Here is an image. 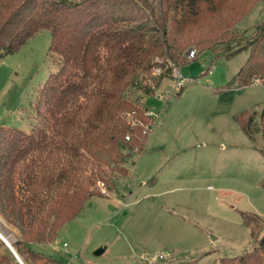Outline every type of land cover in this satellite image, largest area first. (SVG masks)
<instances>
[{
  "label": "trees",
  "instance_id": "16d2710c",
  "mask_svg": "<svg viewBox=\"0 0 264 264\" xmlns=\"http://www.w3.org/2000/svg\"><path fill=\"white\" fill-rule=\"evenodd\" d=\"M256 1L0 0V59L47 31L58 64L37 91L31 131L0 128V217L23 264H58L31 247L50 245L92 198L116 190L153 124L135 94L154 95L186 51L191 60L220 46L227 59L248 51L235 79L240 87L264 79V26L250 39L231 32ZM254 117L241 124L250 139ZM260 125L264 137V113ZM246 215L252 249L218 264H264V233ZM0 264H18L1 239Z\"/></svg>",
  "mask_w": 264,
  "mask_h": 264
},
{
  "label": "rangeland",
  "instance_id": "374dc122",
  "mask_svg": "<svg viewBox=\"0 0 264 264\" xmlns=\"http://www.w3.org/2000/svg\"><path fill=\"white\" fill-rule=\"evenodd\" d=\"M263 26L264 0H258L231 32L250 39ZM49 42V33L40 32L0 59V128L28 134L37 123V91L58 65ZM220 48L179 66L187 80L180 93L172 95L170 78L151 97L135 94L153 124L142 152L125 164L127 175L116 177L113 193L83 206L50 245L31 248L58 264H218L252 249L242 214L261 236L264 86L240 87L235 77L248 51L227 59ZM166 91L168 99L158 98ZM248 112L255 113L251 139L242 130ZM0 233L11 245L17 239L1 217Z\"/></svg>",
  "mask_w": 264,
  "mask_h": 264
},
{
  "label": "built area",
  "instance_id": "2783aa9c",
  "mask_svg": "<svg viewBox=\"0 0 264 264\" xmlns=\"http://www.w3.org/2000/svg\"><path fill=\"white\" fill-rule=\"evenodd\" d=\"M185 57L188 60L193 59L195 57L194 50H191L190 49V50L186 51ZM155 74L156 75H160L161 74V71L160 70H155ZM172 78H173V81H174V89H173V93H172V95H173V94H176V93H178L180 91V89L186 84L187 80L184 79L181 76V74L179 72V67L178 66L177 67H172ZM251 84H253V86H260V87L261 86H264V79L254 78L252 80ZM165 94L166 95H164V94L163 95H159L158 97L160 99H162V100H166V99H168L167 98V95H169L170 92L169 91H166ZM126 139L128 140V138H126ZM163 258H164V256H161L160 255V256H157V258H155V259L161 260Z\"/></svg>",
  "mask_w": 264,
  "mask_h": 264
},
{
  "label": "water",
  "instance_id": "95a60500",
  "mask_svg": "<svg viewBox=\"0 0 264 264\" xmlns=\"http://www.w3.org/2000/svg\"><path fill=\"white\" fill-rule=\"evenodd\" d=\"M211 238H213V237H211ZM0 239H1V237H0ZM10 246H11V247H7V249L12 253V255L14 256L16 262H17L18 264H23L22 261L20 260V258L17 256V254H16L15 251L13 250L12 245H10ZM103 252H104V249L101 248V249L96 250V251L94 252V255H95V256H99V255H101Z\"/></svg>",
  "mask_w": 264,
  "mask_h": 264
},
{
  "label": "bare ground",
  "instance_id": "6f19581e",
  "mask_svg": "<svg viewBox=\"0 0 264 264\" xmlns=\"http://www.w3.org/2000/svg\"><path fill=\"white\" fill-rule=\"evenodd\" d=\"M1 241L4 243L6 247H11L10 238H8L6 235L3 236V234L0 233ZM10 237V236H9Z\"/></svg>",
  "mask_w": 264,
  "mask_h": 264
},
{
  "label": "crops",
  "instance_id": "0c3cea01",
  "mask_svg": "<svg viewBox=\"0 0 264 264\" xmlns=\"http://www.w3.org/2000/svg\"><path fill=\"white\" fill-rule=\"evenodd\" d=\"M163 82V81H162ZM162 84V83H161ZM159 98V97H158Z\"/></svg>",
  "mask_w": 264,
  "mask_h": 264
}]
</instances>
